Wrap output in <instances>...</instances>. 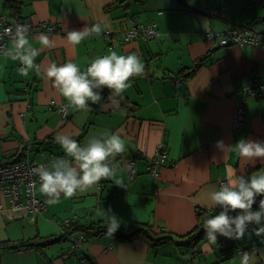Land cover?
Instances as JSON below:
<instances>
[{
    "label": "crops",
    "instance_id": "crops-1",
    "mask_svg": "<svg viewBox=\"0 0 264 264\" xmlns=\"http://www.w3.org/2000/svg\"><path fill=\"white\" fill-rule=\"evenodd\" d=\"M5 1L0 0V13L7 22L28 17L38 29L29 34L30 39L44 33L53 41V47L36 59L42 68L69 60L83 68L92 58L116 51L139 55L145 74L133 77L122 94L105 88L99 103L89 101L87 110H79L42 72L22 76L18 62L0 56V164L21 154L36 161L65 154L56 142L61 134L85 143L90 136L118 132L126 145L114 159L118 166L114 179H104L97 188L70 199L61 195L58 203H48L34 218L24 207L11 208L0 193V242L26 243L0 249V264H90L82 261L84 257L91 264H238L241 251L254 253L255 264H264V238L254 234L229 241L234 244L231 256H223L230 243L220 245L221 236L217 245L205 246L204 225L195 244L198 252H188L185 237L195 227L197 213L210 217L218 212L209 193L218 189L228 168L245 176L264 170V160H247L216 147L220 140L225 145H235L241 138L264 141V96L234 92L247 82L251 70L264 81V43L223 47L217 39L203 36L227 25L264 30V0H12L15 9L5 6ZM218 5L223 18L210 12ZM133 21L155 23L157 35L147 41H116L112 48L102 34L76 46L66 38L68 30L95 23L118 36ZM43 23L60 27L47 32L41 29ZM183 69L187 75L176 79ZM51 100L68 105L65 118ZM238 106L245 117L234 130ZM159 144L164 146L165 161L153 175L147 167ZM129 160L135 163L133 179ZM118 187L123 189L120 194ZM36 192L41 195L39 187ZM101 206L121 219L120 228L141 222L170 238L151 244L140 237L120 240L89 232L74 254L65 255L69 244L56 241L62 220L76 218L79 225H94L103 221L95 214ZM51 241L55 242L47 243Z\"/></svg>",
    "mask_w": 264,
    "mask_h": 264
},
{
    "label": "clouds",
    "instance_id": "clouds-1",
    "mask_svg": "<svg viewBox=\"0 0 264 264\" xmlns=\"http://www.w3.org/2000/svg\"><path fill=\"white\" fill-rule=\"evenodd\" d=\"M4 31L9 36L10 45L7 49H0V56L18 62V72L22 76L27 77L33 71L42 72L79 110H87L89 101L99 103L105 88L117 95L122 94L130 87L133 77L145 74V64L139 55L118 54L116 51L92 58L83 68L72 60L61 64L49 63L42 68L36 63L37 57L44 49L53 47V41L47 34L40 33L30 39V26L20 23L10 25ZM104 31L100 23L86 24L82 29L68 30L66 38L68 43L76 46L90 36H100ZM56 142L65 156L35 169L39 191L49 197V204L58 203L61 195L70 199L78 192L97 188L104 179H114L118 173L114 159L126 150L121 135L110 131L90 136L85 143L61 134L56 136ZM216 147L222 153L235 152L247 160H264V141L261 140L241 138L235 145H225L220 140ZM257 197L261 198L254 210ZM209 199L219 210L204 220L206 247L217 245L219 236L237 241L253 234L264 238V170L245 176L228 168L226 179L219 183L217 190L209 193ZM95 214L106 225V235L113 236L120 228L122 221L110 208L97 207ZM238 264H255L254 253L241 251Z\"/></svg>",
    "mask_w": 264,
    "mask_h": 264
},
{
    "label": "built area",
    "instance_id": "built-area-1",
    "mask_svg": "<svg viewBox=\"0 0 264 264\" xmlns=\"http://www.w3.org/2000/svg\"><path fill=\"white\" fill-rule=\"evenodd\" d=\"M220 12H218V15L220 17H224V12L221 7H217ZM211 13H214L212 9L210 10ZM16 23L20 24H27L30 26V32L29 34L35 33L37 29L36 26L33 25V22L28 17L23 18H16V20L13 23H9L5 20L4 15L0 13V49H7L8 48V41L9 36L4 31L7 27L10 25H15ZM59 23H43L41 25V29L43 31L47 32H55L59 30ZM226 29V28H225ZM225 31V30H224ZM223 32H206L203 34V36L206 39H217L219 45H224L226 43H236L241 44L244 38H248L252 40V42H258L260 41L264 35H262L261 31L254 30V31H248V30H240L238 28H234L233 31L225 34ZM264 31V30H262ZM157 35V25L155 23H149V24H140L138 26H134L132 24L129 28L121 31L117 36V42H127L131 40H142L146 39L151 36ZM29 82V80H28ZM250 85H244L243 90L247 94H251V89L249 87ZM254 96L256 98L264 96V90L255 93ZM51 104H56V111L61 116V118H65L67 114L69 113V108L66 103L63 102H55L54 100L50 101ZM245 117L243 108L241 106H238L235 111V116L233 119V125L232 128L235 130L237 129L241 122L243 121ZM65 156V154H59L53 157H49L46 160H43L41 162L36 160H30L27 157H24L21 161L13 162V163H5L0 164V193L5 195L9 202L11 208H26L28 212L30 213L31 218H34V216L46 210L48 208V199L49 197L45 194H42V196L37 195L36 187H39V178L35 174V169H37L40 165H47L52 160ZM165 161V152H164V146L163 144L158 145L157 153L155 157L151 160L150 164L148 165V171H150L153 175L158 174V167L162 165V163ZM134 163L133 160H129L130 164V175L136 174L135 167H132V164ZM221 182V180H220ZM35 185V186H34ZM123 191L122 187H118L116 190L117 194H120ZM70 219H65L64 223H69ZM222 240L229 241L231 239H227L223 236H221ZM83 239L82 236L79 237V239L76 241V243L70 244L67 255H71L75 248L79 245V242ZM191 251L197 252L199 248L196 245H193L190 248ZM84 262V260H82Z\"/></svg>",
    "mask_w": 264,
    "mask_h": 264
},
{
    "label": "trees",
    "instance_id": "trees-1",
    "mask_svg": "<svg viewBox=\"0 0 264 264\" xmlns=\"http://www.w3.org/2000/svg\"><path fill=\"white\" fill-rule=\"evenodd\" d=\"M4 4H5V6H8V7L12 8V9L16 8L15 7V3L12 0H6L4 2ZM201 60H203V57L199 59V61H201ZM184 71H185V69L180 70L178 72V74L179 73L180 74L176 75L175 78L177 79V78L181 77V75H183V76L187 75V74L184 73ZM73 139L78 140V138H73ZM22 159H24V156L21 154L20 157H18L14 161H11V162H8V163L21 161ZM40 196H42V194ZM207 217L208 216L204 215V212L197 213L195 227L193 228V230H191L190 232H188L185 235V237H187L189 239L188 240V244H187L188 252L196 253V252L191 251L190 248L193 245L196 244V240L200 237V234H201V231H202V227L204 225V220ZM65 219H69V218H64L62 220V224H61L62 233H60L57 236L58 238L56 239V241H63V242L67 241L69 246H70V244L76 243V241L79 239V237L82 236L83 239L79 242V245L75 248L74 252L76 251V249L78 247H80V245L84 241H86L88 239V237L85 234H88L89 232H92V233L94 232V233H98V234H105L106 231H107L106 225L103 223V221L102 222H98V223H96L94 225H89L88 227H86V226H82V225L77 224L76 218H70V222L66 223V224L64 223ZM113 236L115 238H117V239H120V240H131V239L140 237V238H143L144 240H146L148 243H151V244H155V243L160 242L161 240H164L166 238L167 239L170 238V237H168L169 235H163L162 236V235H159L157 233H153L151 228H150V226L148 224L141 223V222L132 223L126 228H119L113 234ZM229 241H232V240H229ZM52 242H55V241H51V242H47V243H52ZM219 243L221 245V244H224L225 241L221 239L219 241ZM25 245H26V243H22L20 245H16L14 243H10L9 241H1L0 242V249L3 250V251H8V250L16 249V248H19V247L25 246ZM233 245H234L233 243L232 244L230 243L229 247L222 251L223 256L224 255L225 256H231L233 254ZM69 246H68V248H69ZM74 252L72 254H74ZM65 255H67V251H66ZM67 256H70V255H67ZM82 260H84V262H88L89 261L90 264H91V261H92L91 259H89V258L87 259L86 257L82 258Z\"/></svg>",
    "mask_w": 264,
    "mask_h": 264
},
{
    "label": "bare ground",
    "instance_id": "bare-ground-1",
    "mask_svg": "<svg viewBox=\"0 0 264 264\" xmlns=\"http://www.w3.org/2000/svg\"><path fill=\"white\" fill-rule=\"evenodd\" d=\"M218 7H221L218 5ZM222 8V7H221ZM223 9V8H222ZM212 11L214 13H218L220 12L218 8H213ZM224 12V10H223ZM223 18V17H222ZM134 24V26H138L140 24H149V23H145V22H132ZM234 28H238L240 30H248V31H254L256 29H254V27H251V26H232V25H227L226 26V29H224V33L227 34L231 31L234 30ZM223 31H212V32H223ZM210 32V31H209ZM206 33V32H205ZM261 33L262 35H264V31H261L259 32ZM102 37L103 39L106 41L107 43V46L109 48H112L114 46V43L117 41V36H115L110 30L108 29H105V31L102 33ZM155 36H151V37H148L146 39H142V41H147V40H150L152 38H154ZM209 40H215V39H209ZM132 41V40H131ZM264 43V37L258 41V42H252V40L248 39V38H244V40L242 41V43L240 44V46H257V45H262ZM233 43H226L224 45H222L223 47H227L228 45H231ZM236 44V43H234ZM239 45V44H237ZM244 85H250V89H251V94H247L242 88ZM264 90V81L262 80V78L258 75L257 71L255 70H251V72L249 73L248 75V79H247V82L243 85H240L238 86L234 92L235 94H240L242 95V93H244L245 95H247V97H251V98H255L254 94L255 93H259L261 91ZM234 119V118H233ZM132 167H135V163L132 164ZM135 176L134 175H129V178L130 179H133ZM221 181L226 179V176H223L220 178Z\"/></svg>",
    "mask_w": 264,
    "mask_h": 264
},
{
    "label": "rangeland",
    "instance_id": "rangeland-1",
    "mask_svg": "<svg viewBox=\"0 0 264 264\" xmlns=\"http://www.w3.org/2000/svg\"><path fill=\"white\" fill-rule=\"evenodd\" d=\"M38 160H39V162H41V160H43V159L38 158ZM60 233H62V227L60 228V231H59L58 235H59ZM65 243H66V242H65ZM67 243H68V242H67Z\"/></svg>",
    "mask_w": 264,
    "mask_h": 264
},
{
    "label": "water",
    "instance_id": "water-1",
    "mask_svg": "<svg viewBox=\"0 0 264 264\" xmlns=\"http://www.w3.org/2000/svg\"><path fill=\"white\" fill-rule=\"evenodd\" d=\"M28 244H29V245H33L34 243H32V242H29Z\"/></svg>",
    "mask_w": 264,
    "mask_h": 264
}]
</instances>
